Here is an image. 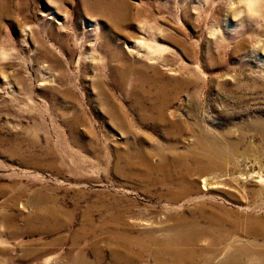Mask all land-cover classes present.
<instances>
[{"label":"rangeland","instance_id":"rangeland-1","mask_svg":"<svg viewBox=\"0 0 264 264\" xmlns=\"http://www.w3.org/2000/svg\"><path fill=\"white\" fill-rule=\"evenodd\" d=\"M128 2L132 18L114 30L85 0H0V246L12 248L0 264H32L23 252L33 246L49 248L38 264H160L142 247L162 249L156 240L176 235L178 218L205 225L215 205L241 222L221 248L247 243L245 262L264 251V235L244 232L257 228L249 216L264 227V21L233 20L228 0ZM129 63L164 78L134 86L132 71L113 77ZM178 76L195 81L157 91ZM198 137L223 149L220 169L194 161ZM41 195L66 211L46 232L28 222Z\"/></svg>","mask_w":264,"mask_h":264},{"label":"bare ground","instance_id":"bare-ground-1","mask_svg":"<svg viewBox=\"0 0 264 264\" xmlns=\"http://www.w3.org/2000/svg\"><path fill=\"white\" fill-rule=\"evenodd\" d=\"M85 2V5L89 7L93 5L92 10H95L96 12H99L101 15H104L106 16V18H108V21L105 20V24L107 26L106 28L108 29L116 30L119 26L123 25L125 21L132 18V14L128 10L130 8L128 0H85ZM107 38L108 40L112 39L110 35ZM113 56L121 59L124 64H127L129 61L128 57L121 50L114 51ZM129 64L130 65L128 66L122 65L120 67V75H118L119 70H117L116 68H112L113 77L122 79L132 71L133 80L135 83L134 86H137L138 82L142 86V82H144L145 80H148L149 83H155L156 80H162L164 78V73H162L161 70L154 69L153 73H151L150 75L146 73L145 66L135 67L132 65V63ZM177 78L178 79L172 78L164 80V82H162V85H157V91L160 93H164L172 86L175 87L176 90H178L179 88H181V86H186L187 84L194 83L195 81L193 78H182L179 76ZM139 101L142 102L143 98L139 97ZM163 101L165 100H162V102ZM166 103V101L163 103V107L166 106ZM117 118L122 122L124 121V118H122L121 116H117ZM162 118L164 119L163 115ZM168 122L169 127H171L172 129V132L177 133L181 123L178 120H170ZM190 151L194 161H197L198 163L206 161V166L208 167V169H220L222 167V158L224 157L225 152H223V149L220 147V145H217L215 142L210 147H208L204 145L201 141V138L198 137L196 143L193 145V147L190 148ZM231 151L233 153L235 152V154L237 153L238 155L242 153L235 147L231 148L230 145L228 147V152ZM178 160L181 170L188 167L183 156H179ZM167 162V160L162 159V163L159 164L163 171L168 166ZM182 192L185 194V191ZM198 208L200 211H204V207L198 205ZM231 211L232 210L230 208L224 207L223 205H215L210 209L208 213H203L202 216L206 222L205 225H201L196 218H194V220L189 224L184 222L183 219L178 218L179 227L177 228L176 235L169 238H164L162 241L156 240V243H162V249L153 250L148 245L142 247V249L153 253L158 258L160 264H190L193 263L195 258H200V261L208 262L217 257L219 252H222V250L224 253H226V256L215 261L214 264H264V251H260L259 254L256 253L257 256L251 257L249 258L248 262H245V257L247 255H250V247L247 243L230 242L224 248H221L219 246L224 240L229 239V237L231 236H236L240 231V220L235 219L233 221H229L227 218L228 213H230ZM64 213H66V211L57 206L52 197L48 195H41L40 201L36 205L32 217L28 218V222H37L39 224L37 229L40 230V232H46L49 228L55 229V223H57V220ZM84 215V217H87L90 221L89 224H93L91 218L88 216L89 214L85 212ZM2 217L7 221V224L4 226V230L8 232L11 237H15L17 228L16 223L12 219V215L10 213H3ZM249 218L251 222L250 224H253L254 226L257 225V228L261 226L258 225V223L262 224V221L259 217L249 216ZM104 223L106 227L109 226L110 228L112 221L110 219L106 220ZM103 227L104 225L100 227L94 226L93 230L91 231L94 233L97 230L102 229ZM257 228L254 229V227L250 225L244 230V232L247 235H255L258 234V232L264 235V227L262 226V228L260 229ZM108 230L110 232V236L108 237V247L113 251L115 246V241L112 238L113 235H111L113 229ZM81 232L84 235L85 229L82 228ZM202 236L208 237V243L205 248L199 247V239ZM77 239L76 244L78 245L77 242L79 241ZM99 246L100 244L95 241L94 247L99 250ZM78 247L81 251L83 250L80 245H78ZM48 249V247L35 248L33 246L32 249H29L27 251L25 250L23 252V257H31V260L33 262L32 264H38L40 257L46 255L48 253ZM11 250L12 248L10 246H0V256L6 257V255L12 252ZM44 262V264L49 263L47 260ZM78 263L79 261H75V264Z\"/></svg>","mask_w":264,"mask_h":264},{"label":"clouds","instance_id":"clouds-1","mask_svg":"<svg viewBox=\"0 0 264 264\" xmlns=\"http://www.w3.org/2000/svg\"><path fill=\"white\" fill-rule=\"evenodd\" d=\"M227 10L229 14L235 12V21L245 16L264 21V0H228Z\"/></svg>","mask_w":264,"mask_h":264}]
</instances>
